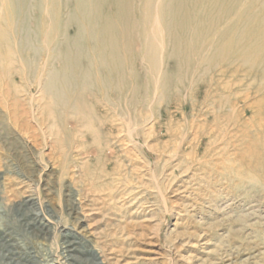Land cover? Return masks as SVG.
<instances>
[{"label": "rangeland", "instance_id": "rangeland-1", "mask_svg": "<svg viewBox=\"0 0 264 264\" xmlns=\"http://www.w3.org/2000/svg\"><path fill=\"white\" fill-rule=\"evenodd\" d=\"M244 71L234 77H244L241 84L230 87L240 91L250 82L245 151L217 139L225 120L215 121L212 106L187 112L205 133L192 146L191 131L183 150L156 126L148 142L110 136L112 144L96 145L75 135L63 151L48 120L14 112L16 97L28 98L14 85L27 82L0 70V100L10 107L0 104V264H264V76ZM36 213L35 231L25 219ZM67 240L77 249L68 259Z\"/></svg>", "mask_w": 264, "mask_h": 264}, {"label": "bare ground", "instance_id": "bare-ground-1", "mask_svg": "<svg viewBox=\"0 0 264 264\" xmlns=\"http://www.w3.org/2000/svg\"><path fill=\"white\" fill-rule=\"evenodd\" d=\"M0 18V52L6 54L0 70L24 78L27 85H13L31 104L27 110L17 96L12 109L48 120L63 151L75 135L96 145L110 136L148 142L156 126L183 150L191 131L192 146L205 133L189 123L187 112L209 106L215 121L225 120L217 124V139L247 149L250 82L240 91L230 86L241 84L244 77H234L242 68L244 75L256 70L264 76V0H0ZM201 82L206 86L194 90ZM7 103L0 100L5 109ZM37 213L25 219L35 231ZM66 243V259L73 258L69 252L77 249Z\"/></svg>", "mask_w": 264, "mask_h": 264}]
</instances>
